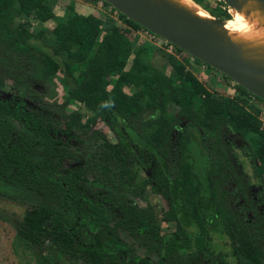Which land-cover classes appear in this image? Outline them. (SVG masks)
Returning <instances> with one entry per match:
<instances>
[{
    "label": "trees",
    "instance_id": "16d2710c",
    "mask_svg": "<svg viewBox=\"0 0 264 264\" xmlns=\"http://www.w3.org/2000/svg\"><path fill=\"white\" fill-rule=\"evenodd\" d=\"M45 1L0 0V34H11L13 41L27 42L37 52V56L28 52L15 84L24 76L44 77L49 67L62 65L68 74L69 61L84 60L77 79L80 100L104 121L116 142L103 141L91 157L65 165L64 158L74 156L62 135L70 127L82 126L78 111L66 113L60 130L22 96L0 95V188L18 190L33 199L27 200L17 236L38 247L53 246L85 264H228L229 260L264 264V181L257 175L254 182L244 176L227 136L236 134L237 128L244 135H255L254 156L264 165V122L257 108L251 112L244 106V96L259 97L239 85L241 96L216 95L174 57L169 73L144 63L140 48L132 52L125 69L131 53L126 33L143 28L118 12L119 23L104 18L100 38L84 59L95 32L91 13L69 11L57 19L51 28L54 47L42 50L29 41L27 22L11 27L8 8L15 2L22 18L37 10L36 18L42 22L52 16ZM12 40L5 47L14 52ZM61 53L65 59L59 57ZM112 74L115 79L110 82ZM129 85L134 91L126 93L123 87ZM195 95L201 98L198 112L191 106ZM168 103L176 106V113L167 112ZM144 110L149 115L141 120ZM131 163L145 171L144 183L162 193L167 202L163 218L174 222L173 230L160 232L149 205L139 207L121 194L134 179ZM86 166L100 169L101 188L86 182ZM252 171L255 174L254 167ZM57 195L60 206L52 203ZM0 196H4L1 191ZM81 216L96 225L87 235ZM120 231L143 243L155 259L149 254L136 256L132 244L120 238Z\"/></svg>",
    "mask_w": 264,
    "mask_h": 264
},
{
    "label": "rangeland",
    "instance_id": "374dc122",
    "mask_svg": "<svg viewBox=\"0 0 264 264\" xmlns=\"http://www.w3.org/2000/svg\"><path fill=\"white\" fill-rule=\"evenodd\" d=\"M194 1L202 7L205 13L220 21L229 17H231L230 19H236L237 17V14H233L231 8L223 2L219 3L221 0ZM44 5L50 6L52 16L42 22L36 18L37 10L32 11L28 17L22 18L16 11L15 2L8 8V14L11 19V27H16L18 22H27L25 29L32 34L29 41H34L45 51H51L54 47V35L51 32L53 24L57 19L63 18L64 14L69 11L94 15L95 32L91 36L83 59L91 54L96 40L100 38L104 18L110 17L118 23L120 22L117 19V11L113 12L112 7L103 4L101 0H46ZM83 5H87L90 8L83 7ZM37 32H40L39 36L35 34ZM126 36L131 41V53L126 60L125 69L130 65L132 52L140 48L142 61L159 71L169 73L171 71L170 59L174 57L184 63V66L191 70L196 78L202 81L216 95L223 97L241 96L239 88L236 87L237 84L233 81L224 78L223 74L206 66L201 60H195L192 55L184 53V51H178L174 48L168 51L159 36H151L148 32L145 33L143 29L136 32H127ZM12 39L11 34L7 36L3 33L0 34L1 97L22 96L28 106L40 110L45 116L48 115L60 130L65 126L64 119L67 112L75 110L79 113L82 126L70 127L68 133L62 135L68 142L74 156V158L71 156L65 157V165H71L76 159L83 161V159L91 157L96 145L103 141L115 143L116 137L114 133L106 126L104 121L98 119L80 100V94L77 90V79L78 70L82 67L84 60L69 61L70 73L68 74L63 71L62 65L54 69L49 67L44 77L27 78L24 76L22 82L15 84V77L20 74L22 68H25L28 52L35 56H37V52L27 42L13 41ZM11 40L13 41V43L11 42L12 46L16 48L14 52L11 48L5 47V43ZM59 57L65 59L64 53H61ZM35 60L37 61V59ZM17 62H20L19 66H17ZM108 79L112 82L115 79V75H110ZM107 88H109V85ZM123 90L126 93H131L134 88L129 85L124 86ZM244 97L246 98L245 108L251 112L253 108H257L259 111L258 117L264 122V101L249 95ZM144 101V98L140 100L141 103ZM191 106L196 112L200 111L202 107L201 98L197 95L193 96ZM166 110L174 114L177 108L173 104L168 103ZM148 115L149 111L144 110L140 114V119L146 120ZM10 123L14 127L20 128L15 121L10 120ZM235 131L236 134L231 132L227 136L233 143L232 149L236 159L241 164L244 176L254 182L257 175L264 181V165L257 156H254L255 135H244L240 128L235 129ZM206 136L209 138L208 133ZM208 140L210 142L211 138ZM253 167L255 168V174L252 171ZM131 171L134 179L130 186L124 185L121 194L139 207L149 205L154 212V219L158 223L160 232L173 230L175 227L174 222L163 218L167 213V202L160 190L154 185L144 183L146 173L136 164L131 163ZM85 174L88 178L86 182L91 186L97 189L102 187L103 177L99 168L86 166ZM0 191L4 194V196H0V264H85L77 258L59 252L53 246L44 245L38 247L19 238L16 234L17 224L24 212L27 200L33 199L30 195L12 188L1 187ZM6 194L21 198L22 201L18 202L9 199ZM60 201L61 198L57 195L53 198L52 203L60 206ZM68 214L71 215V212H68ZM80 219L87 227L85 235L96 228L95 223L86 216H81ZM119 236L122 240L132 244L136 256L149 254L152 259H155V256L150 254L146 246L139 240L131 239L122 231L119 232ZM228 264L233 263L229 260Z\"/></svg>",
    "mask_w": 264,
    "mask_h": 264
},
{
    "label": "water",
    "instance_id": "95a60500",
    "mask_svg": "<svg viewBox=\"0 0 264 264\" xmlns=\"http://www.w3.org/2000/svg\"><path fill=\"white\" fill-rule=\"evenodd\" d=\"M101 1L264 100V55L232 42L220 29L224 20L205 19L169 0ZM221 1L239 9L245 0ZM256 1L264 9V0Z\"/></svg>",
    "mask_w": 264,
    "mask_h": 264
},
{
    "label": "bare ground",
    "instance_id": "6f19581e",
    "mask_svg": "<svg viewBox=\"0 0 264 264\" xmlns=\"http://www.w3.org/2000/svg\"><path fill=\"white\" fill-rule=\"evenodd\" d=\"M169 1L205 19L213 18L205 13L194 0ZM231 10L233 14H237L236 19L223 21L220 29L232 42L239 46L253 47L254 51L264 55V9L258 6L256 0H245L239 9L231 8Z\"/></svg>",
    "mask_w": 264,
    "mask_h": 264
},
{
    "label": "built area",
    "instance_id": "2783aa9c",
    "mask_svg": "<svg viewBox=\"0 0 264 264\" xmlns=\"http://www.w3.org/2000/svg\"><path fill=\"white\" fill-rule=\"evenodd\" d=\"M113 12H116V11L113 9ZM143 30H144L145 33L148 32L151 36L155 35L154 33L148 31L147 29H146V30L143 29ZM160 38H161V37H160ZM162 40H163V44L166 46L165 49H167L168 51H169L171 48H174V49H175V47H174V45H173L172 43H170V42H168V41H166V40H164V39H162Z\"/></svg>",
    "mask_w": 264,
    "mask_h": 264
},
{
    "label": "crops",
    "instance_id": "0c3cea01",
    "mask_svg": "<svg viewBox=\"0 0 264 264\" xmlns=\"http://www.w3.org/2000/svg\"><path fill=\"white\" fill-rule=\"evenodd\" d=\"M83 7H87V5H83ZM87 8H90V7H87Z\"/></svg>",
    "mask_w": 264,
    "mask_h": 264
}]
</instances>
